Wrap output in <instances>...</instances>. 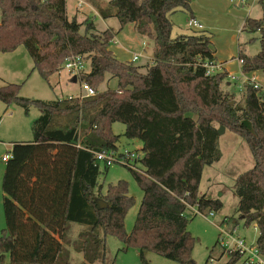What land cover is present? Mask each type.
Wrapping results in <instances>:
<instances>
[{
	"label": "trees",
	"instance_id": "trees-1",
	"mask_svg": "<svg viewBox=\"0 0 264 264\" xmlns=\"http://www.w3.org/2000/svg\"><path fill=\"white\" fill-rule=\"evenodd\" d=\"M260 4L261 17H247L243 25L244 31L259 33L260 43L254 55L239 50L243 73L264 72ZM177 11L192 14L189 0H109L100 8L116 17L120 28L131 23L153 41L152 60L141 70L115 57L111 29L95 33L86 21L81 32V23L66 14V0H0V52L23 45L45 80L67 57L78 55L89 69L76 80L95 91L93 96L43 101L20 96L19 83L0 86V101L6 105L15 103L25 113L31 107L39 110L32 140L13 143L5 162L0 264H59L70 222L87 227L78 235L80 243H74L82 264H107V235L122 242V251L136 249L141 264H149L146 252L193 264L197 239L187 230L195 216L189 207L203 214L222 208L219 198L199 193L204 167L221 157L218 126L239 135L253 157L248 174L236 179L237 212L246 226L257 228L255 244L264 255V90L246 85L243 105L231 104L234 94L223 89L227 73L205 74L203 63L214 61L210 34L171 35L168 14ZM105 74L116 78V88L99 91ZM114 122L125 126L126 138L142 143L143 173L129 169L143 193L129 233L124 218L134 198L127 182L109 184L102 193V171L94 155L117 150ZM107 168L103 165V172ZM98 200L106 206L100 208ZM239 257L231 252L227 264Z\"/></svg>",
	"mask_w": 264,
	"mask_h": 264
},
{
	"label": "rangeland",
	"instance_id": "rangeland-1",
	"mask_svg": "<svg viewBox=\"0 0 264 264\" xmlns=\"http://www.w3.org/2000/svg\"><path fill=\"white\" fill-rule=\"evenodd\" d=\"M107 1H97L99 15H96L93 22L94 32L98 33L106 28H110L115 33L109 45L115 57L120 61L129 62L133 55H137V59L131 62L143 70L144 66L151 61L153 41L149 37L139 34L131 23L123 26L120 30L116 17L100 12V8L106 6ZM229 5L234 7V4L230 2ZM66 6L68 18H75L77 22L81 23L80 31L84 32L85 22L88 20L87 17L84 19L83 16H90L91 13L83 5L82 10L85 14L83 15L81 12H78L76 17H73L75 12L74 0H66ZM178 13L181 12L178 11ZM185 13L177 15V23L171 30L172 36L178 34L189 35L199 32V30L186 24ZM252 14L251 18L261 16L260 4ZM188 18L189 16L187 15ZM208 32L213 37V44L211 43V46L213 50H217V54L219 55L217 58L224 57L228 61L232 60L233 69L231 70L236 76L241 77L240 73L236 70L237 64L240 65L236 57L237 48L240 45L246 54H256L260 49L259 33L242 31L237 33L238 39H232L233 33L229 32L227 25H218L217 30L214 31L213 29V31ZM84 62L86 72L89 67L87 65L88 62L85 60ZM71 79V74L63 66L57 72L51 74L47 80L43 79L37 70L33 69L32 59L23 45H19L10 52H0V86L6 83H19L21 84L19 95L24 98L53 101L68 96L79 97L80 95H84V92L81 90V81L77 80L73 82ZM116 85V78L105 74L104 80L99 85L98 90L113 89L116 88ZM230 92L234 94L233 103H236L237 106L243 105V91L233 84ZM38 116L39 110L36 107H31L25 113L23 108L15 103L6 105L0 101V234L1 230L5 227L2 190L5 162L1 158L9 154L13 143L32 140V123ZM111 129L113 134L118 136L115 144L118 151H122L123 149L137 151L142 157L141 141L126 138L124 135L125 126L122 123L114 122ZM218 147L221 157L218 161L204 167L199 183V191H206L205 193L219 198L222 202V208L220 211L214 212L213 217L197 214L188 221L187 230L197 239L192 249L193 264H227L229 262L230 252L226 249L232 248L233 243L230 239H227L226 246L223 248L220 245V236H218L220 234L218 224L224 218L230 221L228 231L232 229V226L235 227V231L232 234L234 238L243 239L247 246L256 248L255 242L258 230L253 224L246 226L243 220L239 218V213L237 212L239 199L235 193V187L237 186L236 179L240 175L248 174L254 163L253 157L246 142L239 135L225 128L224 133L218 135ZM138 167L143 170L140 163ZM100 171L102 172L98 176V183L101 185L102 193L106 191L109 184H114L119 180L127 182L128 194L134 198V204L128 209L124 218V228L126 233H129L133 227L142 199V190L138 187L131 171L124 166L113 164L103 172V164H100ZM209 178L211 182H209ZM86 228L85 225L79 223L70 222L67 224L62 241L59 264H76V260L70 258L68 245L79 244L80 241L77 237L75 240H72V234L76 235L86 230ZM122 246V242L113 236L107 235L104 238V253L107 264H141L136 249L129 248L124 252L120 250ZM145 257L149 264H180L154 252H146ZM244 257L240 256L232 264H241ZM258 257L262 264H264V255L258 254ZM7 260L8 256H6Z\"/></svg>",
	"mask_w": 264,
	"mask_h": 264
},
{
	"label": "crops",
	"instance_id": "crops-1",
	"mask_svg": "<svg viewBox=\"0 0 264 264\" xmlns=\"http://www.w3.org/2000/svg\"><path fill=\"white\" fill-rule=\"evenodd\" d=\"M97 1H100V0H74V11L75 12L73 14L74 15L73 17H76L78 12L79 13L81 12L83 15L85 14V12L82 10L83 5H84V7L88 10V12L91 13V15L90 16L84 15L83 17H84V19L87 17V20L91 21L93 23L94 19L96 18V15L97 16L99 15V13H98L99 9H98ZM108 1H107V3H108ZM229 2H230L229 0H189L190 10H191L192 14L185 13L186 14V24L190 18H194L199 23H201L203 25V28L201 29V31L206 32L208 34H210L208 31H213V29H214V31L217 30L218 25H225V26L227 25L229 27V32L233 33L231 38L232 39H235V38L238 39L237 33L244 31L243 25H244L245 19L247 17H250V16L252 17V15H253L252 13L255 11V8L260 4V2L264 3V0H246L242 4L234 5V7L230 6ZM179 12H181V13H178V11H177V12L168 14V18L172 22V27L175 26L177 23V19H176L177 15L178 14H184V12H182V11H179ZM66 14H68L67 13V6H66ZM187 15L189 16L188 19H187ZM261 15H262V13H261ZM260 17H258V18H260ZM106 29H110V28H106ZM121 29L122 28H120V30ZM210 41L213 44V37L212 36L210 38ZM236 43L237 42L235 40V44ZM240 49H241V47L239 45L237 48V56L236 57H238V52ZM218 56L219 55L217 54V50L214 49L213 59H214L215 63H218L220 65L219 71H224L227 73V75L236 76L233 73V71L231 70V69H233V61L232 60L228 61L224 57L217 58ZM150 59L152 60V55H151ZM129 62H131V60H129ZM236 70H237V72L240 73L241 77L246 76L250 79L253 78L255 80V82L264 90V72L263 71H254L251 73L243 74L241 72V67L238 64H237ZM236 77H238V76H236ZM261 77H262V79H261ZM223 85H224L223 89L230 92L231 86L233 84L227 78L224 81ZM202 174H203V171H202ZM209 182H211L210 178H209ZM211 184H217V183H211ZM205 192L199 191L200 194L205 193ZM79 233L76 234L77 236L74 235V233H73L72 237H71L72 240H75L76 237L78 238ZM68 246H69L70 258L72 260L75 259L76 264H82L83 263L82 252H80L79 250H77L75 248V244H70ZM71 262H73V261H71ZM92 264H100V263L94 262Z\"/></svg>",
	"mask_w": 264,
	"mask_h": 264
},
{
	"label": "built area",
	"instance_id": "built-area-1",
	"mask_svg": "<svg viewBox=\"0 0 264 264\" xmlns=\"http://www.w3.org/2000/svg\"><path fill=\"white\" fill-rule=\"evenodd\" d=\"M229 1L234 5L242 4L244 2V0H229ZM187 25L197 30H201L203 28V25L194 18H190L187 21ZM136 59H137V55H133L131 61H134ZM238 61L241 63L240 59H238ZM63 67L71 74V76H75V77L81 75L86 68L84 60L78 55L77 56L72 55L67 57L63 63ZM203 67L205 69L206 75H212L215 72L219 71L220 69V65L218 63H215L214 61L204 62ZM227 78L230 82L235 84V86L241 91L245 88L246 85H252L254 88H261L253 78L250 79L246 76H242L238 78L234 75H227ZM81 83H82L81 90L84 92V95H80L81 97L93 96L95 94V91L86 82L81 81ZM94 155L96 162L103 164L107 167L113 164H119L133 171L143 173V171L138 167L139 160L141 159V154L137 153V151H128L126 149H123L122 151L103 149L100 151H96ZM10 157H11L10 154H6L1 158V160L3 162H6ZM189 209L192 215L201 214L209 217L214 216L213 214L214 212L212 211L208 212L207 214L198 212L195 206L189 207ZM229 223H230L229 219L224 218L218 224L220 229V234H219L220 245L224 248L226 246L227 239H230L233 243V247L227 248L226 250L229 251L230 253L237 252L240 256H245L241 264H262L260 258L258 257V254L260 253L258 252L257 247L253 248L252 246H247L243 239L234 238L232 234L235 231V227L232 226V229L228 231Z\"/></svg>",
	"mask_w": 264,
	"mask_h": 264
},
{
	"label": "water",
	"instance_id": "water-1",
	"mask_svg": "<svg viewBox=\"0 0 264 264\" xmlns=\"http://www.w3.org/2000/svg\"><path fill=\"white\" fill-rule=\"evenodd\" d=\"M72 81L73 82L76 81V77L75 76L72 77ZM232 103H233V101H231V104ZM217 133H218V135L224 133V127L223 126H219L218 129H217ZM98 205H99L100 208H103V207L106 206V203L104 201H102V200H98Z\"/></svg>",
	"mask_w": 264,
	"mask_h": 264
}]
</instances>
